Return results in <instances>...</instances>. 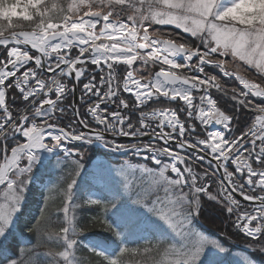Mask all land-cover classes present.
<instances>
[{
	"label": "snow or ice",
	"instance_id": "6c2138e0",
	"mask_svg": "<svg viewBox=\"0 0 264 264\" xmlns=\"http://www.w3.org/2000/svg\"><path fill=\"white\" fill-rule=\"evenodd\" d=\"M234 240L264 257V0H0V264H226Z\"/></svg>",
	"mask_w": 264,
	"mask_h": 264
},
{
	"label": "trees",
	"instance_id": "16d2710c",
	"mask_svg": "<svg viewBox=\"0 0 264 264\" xmlns=\"http://www.w3.org/2000/svg\"><path fill=\"white\" fill-rule=\"evenodd\" d=\"M89 158H90V162H91V160H95V161L98 160L99 161L97 163V165H91L90 169H93L98 165H103V164L107 163L110 159H115V157L110 158V157L106 156L104 154V152H102V151L90 152ZM126 158L128 159V157H126ZM89 166H90V164H89ZM85 179H86V181H88V180H90V177H86ZM54 208H55V205H54ZM112 211H113V209L110 207L109 213H111ZM210 212H211V210H210ZM95 214L96 213H94V212L80 213L81 216H86L89 219ZM211 216H212L214 222H216V223L220 222L218 220H215V213L214 212H211ZM89 228H90L89 232L86 233L88 241H97V240H100V239L108 236V233H105L98 225L95 227H92L90 225ZM151 243L155 244L156 241L152 240ZM147 246H149V245L145 241H139L138 243L129 245L130 248H136V247L143 248V247H147ZM45 250L46 249H39V251L41 252V255H40L41 264H44V261H46V259H47L42 254ZM232 250L237 252V253H243V255H250V253H248L247 249L245 248V245H244L242 240H234L232 242ZM77 256L84 259V260H87L90 257V253H88L85 250V251L78 252ZM158 258L159 257L157 256V254L155 252H153V253H149L147 255L126 254L125 256L122 257V260H123L124 264H153V260L158 259ZM254 258L256 260V264H264V257H261L260 255H256Z\"/></svg>",
	"mask_w": 264,
	"mask_h": 264
},
{
	"label": "rangeland",
	"instance_id": "374dc122",
	"mask_svg": "<svg viewBox=\"0 0 264 264\" xmlns=\"http://www.w3.org/2000/svg\"><path fill=\"white\" fill-rule=\"evenodd\" d=\"M121 158L122 160H129L131 163L139 162L135 158H131V157H128V159L126 157H121ZM98 162H99L98 160L97 161L91 160L89 168L91 167V165H97ZM243 256H245L243 255V253H237L232 250L231 255H229L226 259V264H236V261H238Z\"/></svg>",
	"mask_w": 264,
	"mask_h": 264
},
{
	"label": "water",
	"instance_id": "95a60500",
	"mask_svg": "<svg viewBox=\"0 0 264 264\" xmlns=\"http://www.w3.org/2000/svg\"><path fill=\"white\" fill-rule=\"evenodd\" d=\"M242 203H244V205L247 206V202H243V201H242Z\"/></svg>",
	"mask_w": 264,
	"mask_h": 264
}]
</instances>
